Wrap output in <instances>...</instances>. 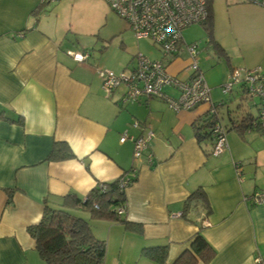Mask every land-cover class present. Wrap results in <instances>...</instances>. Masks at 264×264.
<instances>
[{"label":"crops","instance_id":"obj_1","mask_svg":"<svg viewBox=\"0 0 264 264\" xmlns=\"http://www.w3.org/2000/svg\"><path fill=\"white\" fill-rule=\"evenodd\" d=\"M224 2L228 18L214 15L219 48L200 45L198 56L211 90L222 87L235 68L261 67L264 75V5ZM119 35L122 59L114 68L122 72L141 53L140 44L107 0H0V264H45L29 228L41 221L46 205L62 208L70 193L84 199L98 184L118 181L133 169L137 180L125 190L120 217L135 228L79 215L107 243L104 264H158L142 255L153 247H167L164 264H174L199 233L216 255L198 264H264V203L251 200L264 195V129L243 133L229 126L230 116H257L258 108L241 103L242 86L228 100L212 96L214 103L224 102L221 119L229 129L228 150L214 157L211 139L196 136L208 105L175 112L158 98L124 106L121 94L107 96L99 74L104 56L93 51ZM191 43L184 38L168 66L181 79L191 62ZM204 49L222 58L219 74ZM86 50L85 63L69 54ZM160 59L161 54L152 60ZM165 93L177 96L171 88ZM126 132L154 134L153 166L146 156L135 161L134 143L120 141ZM57 144L62 153L67 145L73 157L49 160ZM198 189L206 192L210 214L201 204L186 210Z\"/></svg>","mask_w":264,"mask_h":264},{"label":"built area","instance_id":"obj_2","mask_svg":"<svg viewBox=\"0 0 264 264\" xmlns=\"http://www.w3.org/2000/svg\"><path fill=\"white\" fill-rule=\"evenodd\" d=\"M48 1V0H45ZM51 1V0H49ZM245 2L264 5V0H244ZM112 11L123 19L138 40L150 39L161 54L160 60H152L138 53L130 67L120 74L100 70L103 89L108 97L118 93L121 87V105H134L149 99H162L175 112L194 111L200 106L208 105L207 114L216 116L217 120L211 128L213 138L212 155L222 156L229 148L227 133L221 123L218 108L211 99L212 90L207 83L204 72L200 68L198 56L200 44H188L190 64L186 68V78L181 79L169 72V63L180 54L184 43V31L196 24H201L208 17V0H107ZM89 50L69 54L78 63H85ZM236 86H242L248 99L259 109L264 122V75L262 68H235L222 88L226 95L233 93ZM167 88L176 91L177 96H168ZM257 100V101H256ZM134 127H139L138 123ZM152 132L141 137H131L127 132L121 136V143L131 140L134 143V158L139 162L146 156L148 164L154 165L152 148ZM147 154V155H146ZM137 180V170L133 169L128 176L118 180L119 188L125 191ZM251 200L255 204L264 203L263 194H254ZM99 209L98 205H95ZM125 207L118 209L123 215ZM181 216V214H179ZM178 216V217H179ZM261 263V259H257Z\"/></svg>","mask_w":264,"mask_h":264},{"label":"trees","instance_id":"obj_3","mask_svg":"<svg viewBox=\"0 0 264 264\" xmlns=\"http://www.w3.org/2000/svg\"><path fill=\"white\" fill-rule=\"evenodd\" d=\"M212 1L208 0V17L200 25L205 27L209 33V44H213L217 49L219 45L214 40V13ZM46 3V2H44ZM262 5V4H261ZM243 88V87H242ZM242 104L255 107L253 100L247 98L244 90ZM221 118L220 109L224 106V102L215 103ZM231 117V116H230ZM216 116L210 117L206 115L202 125L197 126L196 136L199 141L210 138L211 128ZM230 121V120H229ZM221 123L228 134V127ZM232 129L240 132L263 130L264 122L260 117L258 109L257 116L247 113L242 118H233L229 122ZM204 131V132H203ZM61 144L55 145L54 150L49 156V160H61L72 158L73 154L67 145L63 146L65 153H62ZM239 167V166H238ZM125 191L119 188L118 181L110 183H100L93 188L91 192L83 199L75 193L66 196L62 208H52L48 205L45 207L41 221L29 228L31 236L36 241V249L45 262V264H104L107 255V243L97 239L93 232L90 221L75 215L71 210H86L91 212L92 219H100L108 217L120 220L126 227L135 228L133 224L125 220H121L118 209L125 205ZM203 205L207 213L212 212L206 192L198 189L188 199L186 204L187 212L192 205ZM99 206V209L95 208ZM193 205V206H194ZM167 247L144 248L142 255L158 264H164L167 258ZM216 255V250L202 235L197 234L191 249L180 257L174 264H198L199 262L209 263Z\"/></svg>","mask_w":264,"mask_h":264},{"label":"rangeland","instance_id":"obj_4","mask_svg":"<svg viewBox=\"0 0 264 264\" xmlns=\"http://www.w3.org/2000/svg\"><path fill=\"white\" fill-rule=\"evenodd\" d=\"M224 1H226V0H213L212 1V4L214 5V15L216 18L217 17L228 18L226 11L229 7H228V3L224 2ZM129 34H131V33L129 32ZM183 36H184L185 40L190 42V43L191 42H199L200 45H202V48H203V46H207V44H209V41H210L209 33L207 32L205 27H203L200 24H196V25H193V26L187 28L184 31ZM138 41L140 44V50H141L140 52L141 53H143L149 59H159L160 58V53L158 52V50L156 49V46H154V43L150 39L145 38V39H141ZM120 42H121V35L115 36V37L109 36V38H107V40L104 44L105 46H107L106 48L101 47L102 49L98 48L97 50L95 49L93 51L94 53L97 52L96 54H99L100 56H104V63L106 66H104V68L102 70L112 71V72H115L117 74L121 73V69L116 70L114 68L115 66H119V62L122 59L121 58L122 53H120V52H122V48L120 47ZM202 53L204 54L203 55L204 57H206L208 54L210 55L211 60L208 61L209 66L214 67V69H216V74L217 73L219 74V70H220L219 66L221 65L222 58L219 59L220 60V64H219L218 63V61H219L218 56L219 55L218 54L215 55L212 50L209 51V49H204L202 51ZM183 57L189 59L188 56L185 54L183 55ZM124 91H125V88L121 87L118 93L122 94ZM213 95H215L219 101L229 99V96L224 93V90L222 87H219L218 89H214V90L212 89V93H211L212 101H213V98H212ZM253 108H255V107H253ZM255 111H257L256 108L254 109V112ZM84 213H88L90 215L89 218L91 217V212L86 211V210L79 211V214H77V215L78 216L83 215ZM80 217H82V216H80Z\"/></svg>","mask_w":264,"mask_h":264},{"label":"water","instance_id":"obj_5","mask_svg":"<svg viewBox=\"0 0 264 264\" xmlns=\"http://www.w3.org/2000/svg\"><path fill=\"white\" fill-rule=\"evenodd\" d=\"M229 113V112H228ZM229 115H230V113H229ZM230 121H231V117H230Z\"/></svg>","mask_w":264,"mask_h":264}]
</instances>
